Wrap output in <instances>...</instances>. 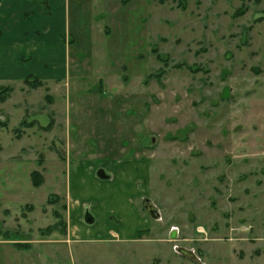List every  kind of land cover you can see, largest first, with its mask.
<instances>
[{"label": "rangeland", "instance_id": "1", "mask_svg": "<svg viewBox=\"0 0 264 264\" xmlns=\"http://www.w3.org/2000/svg\"><path fill=\"white\" fill-rule=\"evenodd\" d=\"M67 3L65 73L0 79V264H264V0ZM113 159L150 163L151 226L75 242L71 172Z\"/></svg>", "mask_w": 264, "mask_h": 264}, {"label": "crops", "instance_id": "2", "mask_svg": "<svg viewBox=\"0 0 264 264\" xmlns=\"http://www.w3.org/2000/svg\"><path fill=\"white\" fill-rule=\"evenodd\" d=\"M67 1L0 0V79L24 80L32 71L47 73L48 80L41 79L46 82L65 73L69 50ZM46 6L59 13L48 17ZM28 57L34 62L29 72L24 70ZM56 63L58 67L53 66ZM99 170L108 178H97ZM71 178L66 219L69 237L75 242H135L141 231L150 228V220L137 208L138 200L151 190L148 161L113 159L107 165L97 166L86 160L72 170ZM85 179L103 187V191L91 195L88 192L92 189L86 188ZM87 205H92V223L85 221ZM97 209L102 212H96Z\"/></svg>", "mask_w": 264, "mask_h": 264}, {"label": "trees", "instance_id": "3", "mask_svg": "<svg viewBox=\"0 0 264 264\" xmlns=\"http://www.w3.org/2000/svg\"><path fill=\"white\" fill-rule=\"evenodd\" d=\"M128 1H129V0H128ZM46 10H47V13H48V14H51V13L49 12V10H50L49 7L46 6ZM158 59L163 60L161 55L158 56ZM181 67H182V66L180 65L179 68H181ZM24 83H25L26 85L30 86L31 88H34V89H35V88H38V87H41V86L44 84L43 81H42L40 78H37V77H35V76H33V75H29V76H27V77L24 79ZM7 90H9V89H7ZM4 92H5V91L0 92V96H1ZM33 182H34V184H35L36 186H40V184L43 182L41 174H39L38 172H34V173H33Z\"/></svg>", "mask_w": 264, "mask_h": 264}, {"label": "water", "instance_id": "4", "mask_svg": "<svg viewBox=\"0 0 264 264\" xmlns=\"http://www.w3.org/2000/svg\"><path fill=\"white\" fill-rule=\"evenodd\" d=\"M98 175L102 179L108 178V176L105 174V172L103 170H100L98 172ZM144 207L147 210V212L151 215V217H153L154 219L159 218L160 214H159L157 208L153 205V203L150 200H148L144 203ZM87 221L91 223V221H89V220H87ZM172 236L174 237V235H172Z\"/></svg>", "mask_w": 264, "mask_h": 264}]
</instances>
